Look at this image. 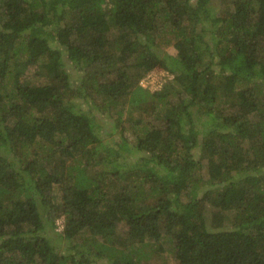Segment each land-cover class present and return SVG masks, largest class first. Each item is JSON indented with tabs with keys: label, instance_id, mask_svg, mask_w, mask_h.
Segmentation results:
<instances>
[{
	"label": "trees",
	"instance_id": "obj_1",
	"mask_svg": "<svg viewBox=\"0 0 264 264\" xmlns=\"http://www.w3.org/2000/svg\"><path fill=\"white\" fill-rule=\"evenodd\" d=\"M152 250L264 264V0H0V264Z\"/></svg>",
	"mask_w": 264,
	"mask_h": 264
},
{
	"label": "rangeland",
	"instance_id": "obj_2",
	"mask_svg": "<svg viewBox=\"0 0 264 264\" xmlns=\"http://www.w3.org/2000/svg\"><path fill=\"white\" fill-rule=\"evenodd\" d=\"M215 4H216L215 5L216 8H218L219 5H218L217 1L215 2ZM165 49H166V52H168L171 55H175L176 56L177 54H179L177 48L174 47L173 45L167 46ZM42 74H43V76H45L46 72L43 70ZM172 77H173V75L171 73H168L166 70H164L162 68L156 67V68L148 71L144 75V77L142 79H140L139 83L142 86H144V87H146V88H148L150 90H155V89H159L165 81L170 80ZM39 79L40 80H38V76L31 78V80L33 82L43 81V80H41V72H40ZM98 116L100 117V115H98ZM101 121H104V120L101 119ZM101 124L104 125L105 122H101ZM114 138L118 139V134L116 132L114 133ZM196 155L198 156L199 153H197ZM201 173H202L203 177H205V178L208 175L205 164H204V166L202 168ZM54 194H58L57 189L54 190ZM209 214L210 213H209V209H208L206 211V216L208 217ZM55 223H56V229L55 230L57 232H59L62 229V226H63V216H58L56 218V222ZM121 226H122V228H121ZM124 232H125V226L123 224H121L120 227H119L118 235L119 236H121V235L123 236ZM86 235H87V233L84 232L83 235L78 237V240H80L81 238L85 237ZM157 246H158V243H157ZM157 246H156V248H157ZM141 264H177V261L175 260V257H173V255L168 253V252H162L161 253L159 251H155L154 252L152 250V254L149 255V257L146 258L144 260V262L141 263Z\"/></svg>",
	"mask_w": 264,
	"mask_h": 264
}]
</instances>
